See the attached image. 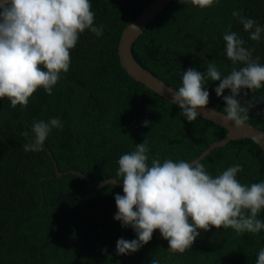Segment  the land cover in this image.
Returning <instances> with one entry per match:
<instances>
[{"label":"trees","instance_id":"1","mask_svg":"<svg viewBox=\"0 0 264 264\" xmlns=\"http://www.w3.org/2000/svg\"><path fill=\"white\" fill-rule=\"evenodd\" d=\"M150 0H90L97 36L85 30L70 50L71 64L48 95L38 89L26 108H13L0 99V264H255L264 230L237 234L228 228L201 231L184 253L168 250V241L156 230L137 252L116 253L120 238L136 239L131 227L114 219L115 196L123 188L106 184L88 187L116 176L121 155L148 141L149 165L153 158L193 162L226 131L200 117L189 122L179 106L133 80L118 61L117 45L122 30ZM253 19L264 27V0H218L200 9L169 0L135 39L133 58L160 80L178 90L183 72L195 68L205 73L214 63L222 77L239 68L228 60L223 35L235 32L264 64V32L250 39L239 18ZM207 80V107L223 113L226 104ZM247 92V96L244 93ZM255 97V99H253ZM237 99L249 110L248 124L264 131V88L241 90ZM59 118L62 129L53 128L39 152L24 151L32 140L34 122ZM149 121L147 127L143 122ZM23 131L28 137L21 135ZM50 152V155L48 154ZM202 163L213 177L228 167L241 165L237 179L251 185L264 181L263 153L247 138L232 140L210 151ZM123 183L121 181H117ZM258 219L264 221V211ZM106 250V251H105Z\"/></svg>","mask_w":264,"mask_h":264},{"label":"clouds","instance_id":"2","mask_svg":"<svg viewBox=\"0 0 264 264\" xmlns=\"http://www.w3.org/2000/svg\"><path fill=\"white\" fill-rule=\"evenodd\" d=\"M178 2L204 9L218 0ZM232 15L239 18L251 40H260L264 27L239 11ZM94 20L90 0H0V99L7 98L13 108H26L38 89L51 95L61 73L69 71L70 50L80 35L85 30L97 36L103 34V27H96ZM223 40L228 60L243 67H234L223 77L214 63L205 73L189 68L183 72L182 86L174 91L171 102L178 104L182 116L193 122L199 115L197 109H206L209 103L206 81H219L217 96H222L225 89L231 93L223 96L224 119L242 127L247 125L249 110L255 105L249 101L245 106L237 96L243 89L254 92L264 88V64L258 62V57L253 59L252 50L244 47V39L235 32H225ZM149 123L145 120L143 126ZM62 127L59 118L34 122L32 140L23 146L24 151H42L51 130ZM21 135L28 137L29 133L23 131ZM148 161V141L144 140L134 151L120 156L116 176L121 179L107 181L114 184L122 180L124 195L115 196L114 219L122 227H131L137 236L118 239V255L137 252L150 242L156 230L168 241L169 251L181 254L192 247L201 231L212 227L231 228L237 234L264 230V221L258 219L264 211V181L242 184L237 179L243 170L241 165L228 167L213 177L197 161L161 162L153 158L150 165ZM151 264L159 262L152 260ZM255 264H264V248L259 250Z\"/></svg>","mask_w":264,"mask_h":264},{"label":"water","instance_id":"3","mask_svg":"<svg viewBox=\"0 0 264 264\" xmlns=\"http://www.w3.org/2000/svg\"><path fill=\"white\" fill-rule=\"evenodd\" d=\"M168 1L169 0H150L148 4L137 14V16L133 18V20L122 30L119 36V41L117 45V56L118 61H120L121 66L126 71L129 77H131L133 80L140 82L144 85V87L158 94L166 101L171 102L172 95L176 89L169 86L168 84L160 80L158 77H156L153 73L144 68L138 61L135 60V58H133L131 52V47L135 39L142 33L143 29L155 17V15L164 8ZM175 105L179 106L178 104ZM197 111L199 113L198 117L223 128L226 131V136L223 140L209 145L204 151L199 154V156L194 161L201 162L202 160H204V157H206L210 153V151L220 148L228 142L239 138H247L257 144L260 150L262 151L264 157V131L248 123L245 126L236 127L234 122L226 121L224 119L223 113H220L211 107L206 106V109H197ZM48 154L50 155L49 151ZM54 164L56 168L57 177H61L62 175L68 173L78 174L80 176L85 177L89 181L88 187H91V189H99L101 187H104L106 184H109L107 182L108 180H106L97 185H93L91 183V180L82 172L74 169L66 170L65 172H60L57 169V164L55 160ZM111 185L123 188V183L116 182ZM262 248H264V239Z\"/></svg>","mask_w":264,"mask_h":264}]
</instances>
